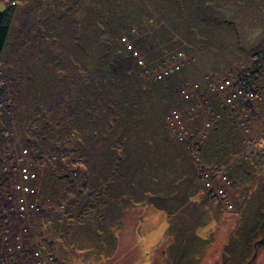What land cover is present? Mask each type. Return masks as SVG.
<instances>
[{
    "label": "rangeland",
    "instance_id": "obj_1",
    "mask_svg": "<svg viewBox=\"0 0 264 264\" xmlns=\"http://www.w3.org/2000/svg\"><path fill=\"white\" fill-rule=\"evenodd\" d=\"M184 2L172 4L176 10L157 20V30L143 34L135 23L119 36L136 77L159 89L141 110L153 121L112 144L121 158L117 152L91 158L96 173L116 165L118 177L144 193L141 200L150 198L110 210L104 231L96 207L75 225V205L70 213L43 194L51 188L43 175L76 178L83 164L33 146L7 123L9 101H0V196L12 200L0 216V264H264V0ZM94 3L0 0V13L11 15L0 98H70L75 88L94 93L86 94L75 76V38L91 65L100 52L89 32ZM76 8L82 30L75 35ZM88 72L97 77L94 65ZM162 124L163 137L143 139ZM85 137L90 146L91 135Z\"/></svg>",
    "mask_w": 264,
    "mask_h": 264
},
{
    "label": "trees",
    "instance_id": "obj_2",
    "mask_svg": "<svg viewBox=\"0 0 264 264\" xmlns=\"http://www.w3.org/2000/svg\"><path fill=\"white\" fill-rule=\"evenodd\" d=\"M90 1L75 0V5L77 4L79 8L81 5L85 7ZM186 1L188 2V0ZM92 2L98 7L94 9V23H91L89 27L92 41L95 47L100 50L96 62L93 64L94 70L98 71V74L97 77L89 75L88 69L93 66L90 64V53L76 46L81 44L78 42V38H75V76L79 81L78 86H83L87 91L86 94L91 91L94 93L85 96L75 88V95L73 92L70 98H66L64 94L63 98H0V101L5 99L9 101L10 115L7 117L8 119H5L7 123L12 122L11 124L15 125V129L19 133L23 132L27 135V140L33 146L45 149L46 152L56 156H75L80 161L79 163L83 164L82 168L79 167L82 170H78L80 173L76 178L59 173L47 172L46 175L41 173V177L44 176V185L51 187L49 189L43 187L45 190L43 194L46 193L45 196L51 198L54 205L67 206L70 213L75 205V215H73L75 225H81L80 218L89 213L88 211L92 212L91 207H96L102 214H98L99 217H96L97 221L95 222L102 224L101 229L104 231V226H106L104 224L108 223L107 218L110 217L103 218V216L107 215L110 210L115 211L120 207L127 209L134 203L149 201L150 198L145 197L141 200L140 195L144 193L138 195L135 186L133 189L132 185L127 183V178L120 174L118 177L117 166L112 163L111 167H107V172L96 173L91 158H98L110 152H117L116 154L121 158L122 151H119L117 145L113 146L112 144L120 138L126 142L130 139L134 129L142 131L153 121V117L141 110L145 109V104L152 100V98L150 100V96L154 94V91L157 92L159 89L157 85L145 84L136 77V72L132 68L133 60L128 53H124L119 36L127 34L135 23L141 26L140 30H145L143 34L152 28L157 30L161 25L159 21H164V17L169 14L168 11L176 10L172 8L173 5L178 7L179 3L184 4L185 2L184 0H92ZM79 8L75 9V35L78 30H82L77 24L81 20V16L79 13L77 14ZM10 17L7 10L0 13V60L9 33L7 22L10 21ZM113 17L116 19L114 20ZM117 19L119 24L112 23ZM157 20L159 21L157 22ZM108 22L112 27L110 32L106 29ZM115 29L119 30L115 33ZM148 47H152V45L149 44ZM65 62L67 63L68 60L66 59ZM130 78L132 80H129ZM118 80L119 88L113 90L112 86ZM122 83H126V85H122ZM157 127L158 130L157 128L153 129L154 133L144 134L143 139L154 138L157 135L163 137L164 133L161 129L163 124L157 125ZM86 135H91L90 146L84 145ZM81 157H83V161ZM152 163L148 161L145 163V167L142 166L138 173L140 178L144 176L146 168ZM44 169L42 171H45ZM0 177L4 178V173ZM0 183V189H5L3 179L0 180ZM122 185L126 189H122L120 187ZM45 196L42 201L45 200ZM10 197L0 196L1 217H6L8 212L5 211L11 208ZM124 202L128 206H125ZM157 206L167 209V205ZM2 211H4L3 214ZM95 222L93 224L98 227ZM70 227L67 225L65 230ZM10 229L12 232L16 231V226L14 228L12 223Z\"/></svg>",
    "mask_w": 264,
    "mask_h": 264
},
{
    "label": "bare ground",
    "instance_id": "obj_3",
    "mask_svg": "<svg viewBox=\"0 0 264 264\" xmlns=\"http://www.w3.org/2000/svg\"><path fill=\"white\" fill-rule=\"evenodd\" d=\"M153 46V45H152ZM254 99V98H253ZM255 100V99H254ZM244 150V149H243ZM20 154H23L24 155V153H23V151H20ZM25 165H23V167H24ZM39 166H41V162L39 161ZM24 169H25V167H24ZM29 175H31V176H34L35 174H29ZM35 205H38V206H40L39 205V203H35ZM41 207H43L42 205H41ZM30 254V253H29Z\"/></svg>",
    "mask_w": 264,
    "mask_h": 264
}]
</instances>
